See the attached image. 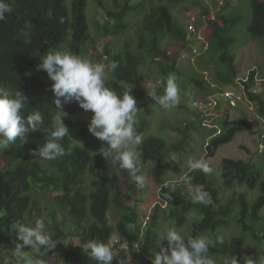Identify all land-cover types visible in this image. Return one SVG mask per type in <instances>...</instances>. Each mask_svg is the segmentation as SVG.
I'll return each instance as SVG.
<instances>
[{"label": "trees", "instance_id": "1", "mask_svg": "<svg viewBox=\"0 0 264 264\" xmlns=\"http://www.w3.org/2000/svg\"><path fill=\"white\" fill-rule=\"evenodd\" d=\"M97 1L100 7H104L103 0ZM128 1L136 2L132 5L128 2L116 15L109 14L111 18L118 21L113 31L114 35H119L127 28L123 19L129 12L144 11L153 4V0ZM251 2L253 17L249 32L254 38H264V2L261 0H251ZM9 3L13 7V13L8 15L5 21L0 22V92L14 95L15 92L22 91L28 97L23 110L24 114L27 115L32 109L39 110L44 116V127H50L53 117L57 114L55 97L50 90L52 82L44 81V77L39 75L40 71H37V66L41 62L40 56L51 49L67 51L78 56L84 52L85 44L91 39L86 16L87 0H73L71 10L68 8V0H9ZM198 7L201 8L202 16L211 11V7L207 4ZM225 7L228 6L225 5ZM240 21L239 15L233 11L229 14L219 12L216 19L208 20L215 49L219 48L222 51L221 63L229 66L228 74L221 65L211 70L217 73L216 81L220 83L217 88L221 90L233 85L236 79H239L235 64L236 56L230 51L231 44L235 41L231 31ZM26 22H31L33 27L28 35H23L22 30H25ZM108 28L109 23L105 25L107 33ZM144 28L145 32L151 35V42L147 45L142 38L140 50L146 48L150 59L159 65V81L166 83L161 78L167 77L170 73L181 76L182 74L179 73L181 67L178 64L180 51L190 49V46L186 39L187 33L184 34V27L176 21L170 7L158 5L151 8L145 19ZM168 35L175 41L173 44L182 45L173 56L168 55L165 42ZM66 42H70L69 50L63 46ZM91 43V52L97 53L95 58H100L95 45L92 41ZM108 60V64L112 61L117 62L118 68L111 72L114 80H107L106 86L118 93L132 92L138 107L136 130L144 135L151 125L149 117L153 116L157 106L149 96L150 91L140 86L146 80L143 70L146 57L141 51L131 53L126 50L123 54L114 55ZM256 72V69L253 70L248 80H241L240 84L243 85L246 96H251L253 101L260 105L258 113L264 120V93L257 97L250 93L257 83ZM147 74L152 77L151 72ZM192 83L208 96L218 93V89L214 90L212 84L206 83L205 76L204 79H192ZM233 86L236 88L239 84ZM221 90L219 92H222ZM156 91L158 95L163 93L161 90ZM239 91L242 92V89ZM63 111L65 113L61 115L65 117L64 122L70 132L69 136L60 141L65 150L63 156L44 161L39 156L32 155L33 150H38L48 136L43 129L26 134V142L17 139L9 146V149L0 151L1 162L5 165L0 167V261L15 264L12 251L16 243L23 242L17 239V233L12 230L11 225L14 222H21L34 226L38 218L33 217V211L37 209L38 202L33 199V193L37 191H61L56 198L61 207L74 218L75 227L79 228L80 244L64 249L62 241L69 235L78 234L75 231L63 230L62 223L57 220L56 214H52L54 225L51 236L56 242V248L48 251L44 257L36 253L37 258H43L47 262L54 260L57 264H96V261L83 251V245L90 239L110 243L113 235V226L109 221L112 208H115L113 218L116 221V230L122 239H127L132 244L133 239L140 234L137 235V233L143 231V240L140 245L142 250L139 251L133 244L131 249L144 264H152L154 253L160 251L156 241L160 238L158 231L165 218L174 220L176 227L183 229L193 212H196L195 221L187 236L203 235L212 238L213 243L209 248L210 256L231 259L234 255L240 260V264H244L245 257L251 256L258 262L259 257L264 256V232L255 233L256 248L261 250L253 251L252 254L245 251L246 240L243 235L237 237L234 242H230L222 235V229L230 226L229 218L233 205L232 202L223 204L220 190L216 187L214 179L203 171H194L189 174L184 180L187 184L171 183L168 187H163L159 196L163 202H168V207L163 210L160 204H157L151 219L143 228H138V212L135 208L126 206L122 199L123 192L126 191L124 182L132 187L138 184L130 177L127 170L119 168V164L117 171H113L111 161L100 153V149L106 146L105 142L99 141L87 130L92 113L85 112L74 102L68 104ZM84 114L87 115L84 116ZM219 125L222 128V134L209 141L207 149L209 157H214L223 145L233 142L238 133L251 131L250 126L245 123V118L241 117L234 121L224 119ZM194 127L195 124L191 123L185 129H175L182 137L173 145H170L165 138L157 136L147 138L140 145L139 151L143 161L146 165L154 167L153 175L156 179L163 178L166 174V158L170 152L174 149L184 150L187 140L192 139L191 133ZM211 136L208 134L206 137L211 138ZM47 165L57 174L48 169ZM263 171L264 166L258 168L253 162L232 159H224L222 162L220 176L226 187L245 185L261 192L253 204H249L244 195L238 199L241 205L238 225L243 234L254 230L249 223L250 219L258 222L263 220L260 216L264 208ZM141 173L139 169L136 175ZM89 176L91 180L88 179ZM187 185L205 189L211 196V203L193 201ZM165 194L172 199L168 200ZM217 237H222L224 243L218 244ZM162 246L167 249V241H163ZM22 251L29 256L33 252L27 246ZM113 264H133V262L114 260Z\"/></svg>", "mask_w": 264, "mask_h": 264}, {"label": "rangeland", "instance_id": "2", "mask_svg": "<svg viewBox=\"0 0 264 264\" xmlns=\"http://www.w3.org/2000/svg\"><path fill=\"white\" fill-rule=\"evenodd\" d=\"M71 1L72 0H68L67 3L70 9ZM103 1L104 7H100L97 0H87L86 16L88 19V25L90 27L89 32L92 38L89 40L90 42L85 44L84 52L79 56L82 58H87L93 63H103L105 49H111L112 52L120 54H122L126 50L137 52V50H140V43L142 38L145 39V44L148 45L151 42V35L145 32V19L149 14L151 8L155 6L167 5L168 7H170L176 21L184 27V34L186 32V15L188 11L192 10L193 8L195 9V7L203 6L205 4L211 7V11L207 12L203 16H200L201 8H196L194 12L200 17L198 30L196 34L193 35H190L186 32V36L189 38V40H192L188 42V44L192 45L193 49H199L201 55L199 57H194V61L191 63L188 62L189 60H178V64H180L181 67V70L179 72L180 74H182L181 76L178 77V74L170 73L167 77L161 78L164 82H166L169 75H174L176 77V83L178 84L180 89V103H184L185 107H180L179 103L171 109L164 110L159 105H157L153 116L150 117L151 127L144 135H142V142L150 136H157L165 138V140L170 145H173L177 143V141L181 140L180 132L176 131L175 129H185L188 123H192L195 124L194 130L191 133L192 139L189 138L187 140L184 150H175L170 153V155L166 159L167 171L161 180H156L153 177L152 173L148 172V170L144 168V187L141 188L139 187V185L137 187H132L129 183L124 182L126 191L123 192L122 199L126 206L135 208L138 212V228L141 229L146 225V223L151 219L153 208L156 204L160 203L158 193L161 188V185L164 182L168 181L171 182L182 179L185 180V176H187L189 174V170H191L189 164L190 162L195 160H202L213 169L212 172L207 174L211 175V178L214 179L215 184L218 183L220 185V196L224 205L229 199L237 201V195L239 192H246L248 194L247 200L249 203L252 204L260 196V191L247 190L245 189V185H237L234 188L227 189L223 186L224 183L221 180L220 173L222 162L224 159L253 162L258 168L264 166V149L262 153L260 152V145L262 144L264 146V121L259 117L258 113L252 112L247 106L242 103L237 104L235 107H232L229 106L228 103L222 102L221 105L223 107L224 114L215 113L213 121H217L219 124L223 120V118H229L230 120H236L240 117L245 118L248 120V124L251 128V131H244L238 133L233 142L227 145H223L214 157H209L206 155L208 142V138L206 136L209 134L208 130L214 128L209 126L208 128H204L200 123H196L197 114L193 115V113L191 112L192 103L196 101L197 98L201 97L202 93L204 96L206 94L202 91L201 88L195 86L191 80L204 79L205 76L206 83L212 84L214 90L218 89L219 92L221 88H217V85L220 84L216 81L217 73L212 72L211 70H214V68L217 67L219 68V66L221 65V68L225 69L224 71H226L227 74L229 71V66L221 63L222 61L220 57L222 51L219 48L215 49V42L211 37L212 33L209 30L210 24L208 23V20H214L213 18H215L219 12H224L225 14H228L233 11L236 15H239V18H241L239 24L236 25L231 31V35L234 37L235 41L231 44L232 47L230 53L236 56L235 64L237 67L238 77L246 80L249 75V72H251L253 69H256V81L260 84L259 90L261 92H264V87L261 83V79L262 77H264V38H254L249 32V26L253 17V8L251 0H153V4L149 6L146 10L131 12L130 14L125 16V18L123 19V23L127 25V29L124 32H121V35H113L109 37L105 35V31L103 29L104 23L108 20V12L113 14H117L118 12H120L124 0H117V2H115L114 0ZM261 1L264 2V0ZM135 2L136 1H134L133 3ZM221 2H224V4L226 3V6L228 7L226 8L224 6L220 8ZM117 22L118 21L111 20L109 26L110 30H114L113 28L118 25ZM197 37L202 38V40H198ZM92 39L96 42V49L98 51V55H100V58H95L94 56L97 53L95 54L93 51L91 52ZM165 42L168 50L170 49L172 52L177 51L179 47H182V45L178 46L177 43L173 44L175 43V41L172 40L169 35L166 36ZM63 46L69 50L70 42H66ZM145 49L146 48L142 50V53L146 57L147 63L144 68V72H151V76L153 79H151L150 75L147 73H145L146 77H148V79H150L151 81L159 80V65H157L150 59ZM110 54L111 57H114L113 53ZM219 61L220 64L218 65ZM187 64L190 65L186 66ZM105 66L107 71L106 62ZM258 73L262 77H260ZM39 75L44 78H47V74L44 71H40ZM109 77L111 78V72L108 73L107 80L110 79ZM44 81L48 82L46 80ZM146 82L142 84V86H140L145 89H148L149 91H152L153 83L148 82L149 84L146 85ZM184 85L187 89L184 87ZM156 90H158L157 87ZM254 90L258 89L252 88L250 92L251 95L256 94V92L254 93ZM260 95H263V93H260ZM67 105L68 104L64 105V108ZM252 105L254 106V109L256 111L255 105ZM197 110L200 113H205L202 109L197 108ZM212 111H214V109ZM85 115L87 114H84V116ZM182 153H186L187 155L183 156ZM106 159L111 161V169L113 171H117L118 162L114 159V157L109 156ZM1 161L2 160L0 159V167H5L4 162ZM141 164L142 161L140 153V161L138 165ZM47 167L53 173L57 174V172L54 171L51 167H49L48 165ZM147 167H150L151 170H154L153 166ZM88 179L91 180V177L89 176ZM180 184H187V182H181ZM186 187L189 188V191L193 194V200L196 202L199 201L198 196L200 194L207 193L206 190L202 187L196 188L189 185H187ZM60 193L61 191L34 192L33 199L38 202V207L36 210L33 211V217L45 220V230L49 232L50 235H52L53 233L52 226L54 225L52 214H56L57 220L62 223L63 230H65L66 232H69L70 230L75 231L78 235H69L68 238L62 241L63 248L68 249L76 247L80 244L79 228L75 227L74 218L72 217V215L69 214V212L66 209L62 208L59 204V200L56 197L60 195ZM166 207L167 205L163 204V208ZM233 208L235 212L229 218L230 226L223 228L221 233L226 239H231L234 242L237 237L242 235V230L240 227H238V218L241 210L240 203L236 202ZM114 211L115 208H112L111 216L109 219L110 224L113 226V236L111 244L117 247L118 249V251H115L116 257L114 260L126 263L133 262V264H144L139 261V256L137 254H134L133 250L131 249V245L133 244L135 248L137 246V249L139 251L142 250L140 245L143 240V231L141 230L137 233V235L140 233L139 236H136L133 239L134 243H130L128 249H126L125 245L129 241H125V244L121 242V246L119 249L118 242L121 238L116 230V221L113 218ZM195 214L196 212H193L183 230L180 229L178 231H183L182 234L187 236L190 233V230L195 221ZM260 215L263 217V220L260 222L264 224V209L260 212ZM251 224L254 227L255 231L264 230V226L262 224L255 222H251ZM174 225V221L165 218V220L162 222L160 230L158 231L159 235L166 228L173 227ZM132 229L134 228L132 227ZM253 235L254 233L252 231L244 234V237L246 239L245 251L247 253L250 251V244L254 245L255 243V237ZM256 250H259V248L257 247ZM30 255L32 259H37V255L34 251L31 252ZM213 258L216 260V264H229L230 261L229 258ZM53 263L54 261L51 262V264Z\"/></svg>", "mask_w": 264, "mask_h": 264}, {"label": "clouds", "instance_id": "3", "mask_svg": "<svg viewBox=\"0 0 264 264\" xmlns=\"http://www.w3.org/2000/svg\"><path fill=\"white\" fill-rule=\"evenodd\" d=\"M72 2L73 0L70 2L71 9H72ZM115 2H117V0H115ZM123 2L124 3L121 6L122 7L121 11L128 2L131 5L133 3V1H128V0H124ZM225 5L226 3L224 4V2H221L220 8L224 7ZM68 8L70 9L69 6ZM195 9L193 8L192 10L188 11L186 15V24H187L186 32L189 33L190 35L196 34L198 30V24L200 22L199 19L200 17L194 12ZM131 12H136V11H131ZM131 12H129L128 14H130ZM12 13H13V7L11 3H9V0H0V22L5 21L7 16ZM109 14L116 15V13L113 14L108 12V16H107L108 20L103 25V29L107 37L114 35L113 34L114 30H110V28H108L109 30L108 33L105 30V25L109 23L110 26L111 20H115L111 18ZM190 15L196 16V21L193 23L195 27V32L189 31V24L191 22ZM213 19H216V17ZM32 27L33 25L31 24V22H26L24 25V29L26 31L22 30V34L28 35ZM119 35H121V33ZM186 39L188 42L192 41L189 40L187 36ZM197 39L200 41L202 40V38H198V37ZM92 42L95 45V47H97L96 42L93 39ZM189 46L190 49H185L180 51L178 60L179 59L182 61L189 60L188 62L191 63L194 61V57H199L201 55L198 49L197 55H193L189 59L185 58L184 55L188 56L189 53H193V51L195 50L193 49L192 45L189 44ZM138 51L142 52V50H137V52ZM127 52L136 53L130 50H127ZM110 53H113L114 55L120 54V53L112 52L111 49H105L103 63H93L87 58H82L76 54L58 49H51L42 56H40L41 62L37 66V71H41V70L45 71L47 74V78L44 79L48 82L49 81L52 82L50 90L53 92L55 97L54 104L57 109V114L53 117L51 126L44 127V116L41 113V111L32 109L27 115L24 114L23 110L25 109L26 104L28 102V97L22 91H17L15 92L14 95H9L5 92H0V151L9 149V146L15 143L17 139H19L22 142H26L27 141L26 134H28L29 132L34 133L43 129V131L48 133V136L45 142L43 143V145L39 147L38 150H33L32 155L39 156L40 159L44 161L55 160L58 157L63 156L65 150L62 147L60 141L64 139L66 136H69L70 132H69V128L66 126L64 122L65 117L62 116L61 114L65 113L63 111L64 105L71 104L74 102L78 104V106L85 112L92 113L87 125V130L93 137L97 138L101 142H105L106 146L100 149V153L105 158L109 156H113L114 159L118 162L119 168L122 170H127L130 177L139 185V187L141 188L144 187L145 184V179L143 177L144 168H146L148 172L152 173V175H153V170H151L150 167H147L149 165H146L144 163L142 155H141L142 164L138 165L140 161V151H138L139 149L138 146L140 147V145L143 142H145L147 138L142 142V135L138 133L136 130L138 107H137V100L132 95V92L124 91L122 93H118L116 90L106 86L108 73L114 72L118 68V64L115 61H112L111 63L109 62L110 64H108L109 61L108 58L110 59L111 57ZM174 53H176V51L172 52L170 49L168 50L169 56H173ZM105 62L107 63V71H106ZM146 64L147 63L145 61L144 65L146 66ZM188 65L190 64H187L186 66ZM253 70L255 71V69ZM253 70L251 72H253ZM251 72H249V75ZM248 77L246 78V80L239 77H238L239 79H236V82L233 85L239 84L240 86L239 88L238 86L234 88V86L231 85L229 87L222 88L221 90L222 92H218L217 90L218 93L211 96H208L207 93L205 92L206 93L205 96L202 93L201 94L202 96L197 98L196 101L192 103L191 112L193 113V115L197 114L196 123H200L204 128H208V126L214 128L208 130L209 134L212 136L211 138L207 137L208 138L207 149L209 146V141L212 138L218 137L219 135L222 134V128L220 127L218 122L213 121L215 113L224 114L223 107L221 105L222 102L228 103L229 106L232 107H235L237 104L242 103L245 106H247L252 112L258 113L260 105L254 102L251 96L250 97L246 96L244 92V87L243 85L240 84L241 80L247 81ZM110 79L113 78L111 77ZM151 79L153 78L151 77ZM145 82L146 85L149 84L148 82L153 83L152 91H150L149 96L162 109L168 110L180 103V99H179L180 89L178 84L176 83V77L174 75H169V77L166 80V83H163L162 81L159 80L151 81L150 79H148V77H146ZM261 83L263 84L264 87V77H262ZM142 84L140 85L142 86ZM259 85L260 84L257 82L256 85L254 86V88L258 89V90H254V93L256 92V94L253 96L255 97H257L260 93H264L259 90ZM156 87L158 88L159 91L161 90L163 92L162 95L157 94ZM159 87H161L162 89ZM239 89H242V92H240ZM226 93H233L234 94L233 98L232 99L227 98L225 96ZM252 104L255 105L256 111ZM179 105L180 107L185 106L184 103H180ZM197 108L202 109L205 113L202 112L200 113L197 110ZM213 109L214 111H212ZM224 119H228L229 121H234V120H230L229 118H223V120ZM149 121H150V117H149ZM245 123L247 126H249L247 119H245ZM188 125H186V127ZM212 131H214V133ZM221 148L222 147H220L219 150ZM207 149H206V155L208 156ZM263 149L264 146L261 144L260 145L261 153L263 152ZM175 150L176 149L172 151ZM189 167L191 168V170H189V174H191L194 171H198V172L203 171L205 173H210L213 171V169L202 160H195L190 162ZM139 169L142 173L140 175H136ZM187 176H185V179H187ZM161 179L162 178L156 180H161ZM181 182H184V180L182 179L177 181L164 182L161 185L159 193L163 187H168L169 184L171 183H181ZM223 186L227 189L235 187V186L226 187L224 184ZM216 187L220 190V185L218 183H216ZM245 189L252 190L251 188L248 187H246ZM174 190L175 189L173 188V191ZM159 193H158V197L160 203L158 204H160L161 208L165 210L168 207V202L165 201L163 202L159 196ZM240 194L244 195L247 199L248 194L246 192H239L237 195V201L229 199L225 204L232 202V205L234 206V204L238 202ZM165 196L168 200L172 199V197L169 196L168 194H165ZM198 199L202 203H211V196L208 193L200 194L198 196ZM163 204H166L167 207L163 208ZM234 212L235 210L233 208L230 217ZM261 218L263 219L262 216ZM251 222L259 223L264 226L263 223L250 219L249 223L251 226H252ZM34 226L31 227L21 222L12 223L11 228L14 232L17 233V239L23 242L22 244L16 243L15 248L12 251L15 264H51V262L54 261L51 260L47 262L43 258L32 259L28 253L22 251V249L25 246H27L35 253H38L40 257H44L47 255L48 251H51L56 248V242L53 240L49 232L45 230L46 229L45 220L37 219L34 222ZM238 227L240 226L238 225ZM252 228L254 229L253 226ZM178 230L180 229L176 227V222H175L174 227H168L160 233V238L156 241L157 247L160 248V251L154 253L152 264H216V260L209 254L210 245L213 243L212 238L203 235L186 236L182 234L183 231L181 232ZM251 231L254 233L253 235L254 237H255V233L261 234L262 232H264L263 230L255 231V229ZM244 234L242 233L243 236ZM120 238L118 242L119 249L121 246L120 244L121 242L125 244L124 242L128 241L127 239H122L121 236ZM228 240L230 242H233L231 239ZM111 241L110 243H105L104 241L99 239H90L83 245V251L91 259L95 260L96 264H113V261L116 257L115 251H118V249L117 247L111 244ZM163 241H167L168 244L167 249L162 246ZM216 242L218 244H223L224 240L222 237H217ZM129 245L130 242H127V244L125 245L126 249H128ZM256 245H257L256 243H254V245H251L248 254H252L254 250L256 251ZM42 249L44 251H41ZM1 264H9V262L2 261ZM53 264H57V263L54 261ZM229 264H240V260H238V258L233 255L229 261ZM244 264H264V256H260L258 262L256 258H253L251 256L245 257Z\"/></svg>", "mask_w": 264, "mask_h": 264}, {"label": "built area", "instance_id": "4", "mask_svg": "<svg viewBox=\"0 0 264 264\" xmlns=\"http://www.w3.org/2000/svg\"><path fill=\"white\" fill-rule=\"evenodd\" d=\"M190 24H189V31L190 32H195V27H194V22L196 21V16L195 15H190ZM193 55H197V49L193 51V53H189V55H184L185 58H191ZM225 96L229 99H232L234 94L233 93H226Z\"/></svg>", "mask_w": 264, "mask_h": 264}]
</instances>
